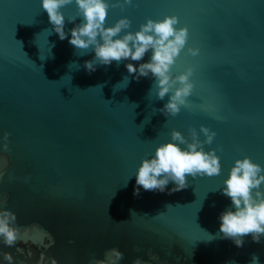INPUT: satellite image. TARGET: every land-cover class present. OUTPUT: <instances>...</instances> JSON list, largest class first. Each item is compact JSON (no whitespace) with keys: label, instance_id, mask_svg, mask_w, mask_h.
Returning <instances> with one entry per match:
<instances>
[{"label":"water","instance_id":"1","mask_svg":"<svg viewBox=\"0 0 264 264\" xmlns=\"http://www.w3.org/2000/svg\"><path fill=\"white\" fill-rule=\"evenodd\" d=\"M63 11L76 15L74 5ZM165 14L189 27L172 72L193 67L195 84L188 106L169 117L158 110L168 97L156 98L154 78L133 80L126 61L89 74L83 65L94 53L60 40L40 0H0V137L10 133L9 150L0 148V208L16 213L21 230L14 246L0 239V264L3 252L15 264H38L41 253L42 264H95L112 247L124 253L119 264L137 256L147 264H249L252 253L264 264V238L245 237L237 248L217 235L230 205L219 186L233 161L248 155L264 165V0H134L107 21L126 15L134 31ZM72 27L66 19L65 31ZM201 124L217 134L205 147L218 148L222 174L134 196L141 158L173 128L187 136ZM49 234L55 243L44 247Z\"/></svg>","mask_w":264,"mask_h":264},{"label":"clouds","instance_id":"2","mask_svg":"<svg viewBox=\"0 0 264 264\" xmlns=\"http://www.w3.org/2000/svg\"><path fill=\"white\" fill-rule=\"evenodd\" d=\"M134 0H40V7L46 11L49 24L60 40H68L74 48L84 54L91 50L94 55L84 61V69L89 74L96 71L98 65L108 66L113 61L119 64L126 61L125 68L133 80L141 77L154 78L155 96L167 101L158 109L165 116H176L181 107L188 106L187 97L191 95L195 84L191 77L193 67L173 75L172 69L189 40V27L181 24L176 14H165L161 18L146 17L136 30L132 29L131 19L124 15L109 24L107 18L111 9H124ZM74 5L76 15L67 16L63 9ZM79 18V23H75ZM66 19L73 27L65 31ZM188 53L197 56L199 47H189ZM150 52L147 60L143 58ZM138 62V63H134ZM124 81L128 83V78ZM150 89V94L153 92ZM216 132L201 124L199 131L189 130L187 136L173 128L170 139L159 143L154 151L141 158L135 170L134 196L142 190L171 193L188 187V177H215L222 174L221 156L218 148H206L211 145ZM9 132L0 140V148L9 150ZM203 136V139L200 137ZM172 183L173 187L168 185ZM220 192L230 199V205L218 215L219 238L229 239L237 247L244 246L245 237L260 243L264 238V165L243 155L236 158L219 186ZM16 213L8 208H0V239L11 247L21 239V230L14 226ZM33 243H36L33 241ZM55 243L49 234V242L44 247ZM22 251L21 249H18ZM29 255L31 253L29 252ZM7 264H15L10 252L2 253ZM107 259H100L95 264H119L124 253L116 247L105 251ZM50 264H58L50 257ZM44 261L41 253L40 261ZM132 264H147L140 256ZM232 264H238L233 260ZM249 264H260L259 255L251 254Z\"/></svg>","mask_w":264,"mask_h":264}]
</instances>
